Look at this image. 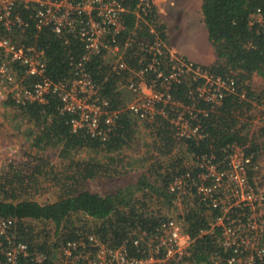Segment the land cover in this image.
<instances>
[{
	"label": "trees",
	"instance_id": "16d2710c",
	"mask_svg": "<svg viewBox=\"0 0 264 264\" xmlns=\"http://www.w3.org/2000/svg\"><path fill=\"white\" fill-rule=\"evenodd\" d=\"M136 3V0H129L124 17L126 28L120 41L130 42L125 48L124 62L139 69L147 63L139 42L152 34L148 24L137 18ZM258 7L264 9V0L202 2L203 20L217 56L212 64L203 66L211 73L233 77L237 91L245 90L246 98L229 94L221 106L213 108L211 103L197 96L196 82L190 75L176 83L172 89L174 97L185 103L196 102L198 107L207 110V115H200L204 128L201 139H181L167 119L157 117L153 123H144L152 138L144 140L142 154L134 156L128 152L138 123V118L126 109L132 94L125 83L131 75L128 69L115 70V56L107 52L86 63L111 109L120 111L114 129L106 137H93L84 130L75 132L71 124L74 116L62 112L58 95H50L45 102L19 104L26 124L31 125L25 138L30 139L31 148H35L33 160L48 166L39 162L9 164L0 174V214L15 218L19 240L47 254L44 264H57L51 256L52 251L63 242H78L83 236L88 244V234L93 233L112 246H118L127 239L129 231L141 227L151 232L168 220L179 222L195 239L189 264H215L216 261L227 264L226 257L233 254L232 250L225 252L216 235L198 236L219 211L204 202L196 190L183 201L184 210L179 211L181 207L168 184L175 176L188 171L195 175L200 168L194 162H201L205 154L214 153L217 159L221 158L222 147L232 142L250 144L247 151L252 156V164L248 167L251 178L259 172L260 161L264 158V124L253 132L251 126L256 108L264 104V88L254 89L252 78L258 75L264 79V33L250 23V14ZM150 14L147 19L168 46L167 25L158 18L154 6ZM23 15L26 14L23 12ZM28 21L26 32L17 33L16 38L27 44L37 43L45 50L47 74L52 79H71L73 61H78L84 53V43L73 34H58L51 27L37 30L33 20ZM171 64L168 53L164 54L162 68L167 70ZM13 101L8 99L10 103ZM54 149L58 160L51 163L48 158L50 150ZM84 151L88 156L82 155ZM137 166L145 167L146 171L134 186L131 185V190L124 188L103 194L90 189V181L102 174L112 171L120 175ZM40 178L57 186L58 196L53 201H39L29 194L30 188L40 183ZM76 220L81 224H76ZM21 264L35 263L22 259ZM256 264H264V258L257 259Z\"/></svg>",
	"mask_w": 264,
	"mask_h": 264
},
{
	"label": "built area",
	"instance_id": "2783aa9c",
	"mask_svg": "<svg viewBox=\"0 0 264 264\" xmlns=\"http://www.w3.org/2000/svg\"><path fill=\"white\" fill-rule=\"evenodd\" d=\"M136 2L137 18L148 24L153 37H142L139 42L147 60L139 69L124 62L125 48L130 42L120 41L126 28L124 17L129 0H0V96L14 97L24 104L45 102L50 95H58L62 112L74 116L71 124L75 132L84 130L90 136L104 138L114 129L120 111L111 109L86 63L107 52L115 56V70L128 69L131 75L125 83L132 94L126 105L128 111L147 123H153L157 117L167 119L181 139L203 138L200 115H207V110L196 102L185 103L174 97L175 84L190 75L196 82L197 96L213 108L221 106L229 94L236 93L245 99L246 91H237L233 77L211 73L203 64L171 51L147 19L153 7L151 0ZM29 19L37 30L51 27L58 34H73L84 43V53L73 61L71 79H52L47 74L45 50L37 43L27 44L16 38L17 33L26 32ZM250 23L264 33L262 7L250 14ZM167 53L172 64L165 70L161 57ZM150 73L155 76L148 78ZM263 105L256 108L260 115L264 114ZM260 115L253 119L252 132L261 126ZM249 146L228 143L222 147L221 158L217 159L214 153L205 154L201 162H194L200 168L195 175L188 171L168 184L179 205L196 190L204 202L219 211L198 236L216 235L225 252L232 250L233 254L226 257L227 264H256L257 259L264 258V189L250 176ZM18 233L15 218L0 214V264H21L22 259L44 264L47 254L31 249L27 242L17 238ZM84 240L81 236L78 242H63L51 256L57 264H189L195 241L176 220L163 221L151 232L137 227L118 246L93 233L88 234V244Z\"/></svg>",
	"mask_w": 264,
	"mask_h": 264
},
{
	"label": "rangeland",
	"instance_id": "374dc122",
	"mask_svg": "<svg viewBox=\"0 0 264 264\" xmlns=\"http://www.w3.org/2000/svg\"><path fill=\"white\" fill-rule=\"evenodd\" d=\"M175 3V11L169 13L171 18L167 22V41L171 45H175L178 50H183V48L189 49L195 54L198 53L200 55L202 49L208 50L205 49L203 45V41L207 40L208 29L203 20L202 12V16L198 15L196 12L197 1L175 0ZM171 22L174 23L173 26L170 25ZM169 47L170 50L172 49L173 51V48L171 46ZM212 47L213 45L210 42L209 49ZM180 50L178 52H181ZM252 84L254 89L262 90L264 88V79L255 75L252 78ZM10 98L12 101L14 100L13 103L8 102L9 98L6 99L4 96H0V161L4 159L7 167L9 164L24 165L25 163H28L32 165L34 162L39 161L37 159L33 160V157L35 156V148H31V140L25 138V133L29 132L28 128L31 125L28 126L26 124L25 117L23 116V112L16 99H14V97ZM261 111H264V109L261 108ZM259 115L260 112H257L256 118ZM260 116V125H262L264 124V114H261ZM144 123L145 122L138 119L134 139L131 142V146L128 148V152L134 156L142 154L144 140L152 138L150 130L146 129ZM253 125L251 126L252 129ZM50 151L51 155L48 158L49 162H56L58 160L57 151L55 149ZM4 153L5 156L2 157ZM82 155L88 156V153L84 151L82 152ZM41 164L44 166L47 165L45 162H42ZM2 166L3 164H0V174L7 170V168H2ZM259 167V172L254 176V179L260 183L261 187L264 189V158L260 161ZM28 169L30 170L31 168ZM145 171V167L138 166L130 171H123L120 175L110 171L111 173L102 174L101 177L99 176L90 181V189L93 191H99L103 194L116 193L124 188L131 190V185L134 186ZM56 187V185L44 178L40 180L38 185L30 188L29 194H32V196L39 201H53L58 196V188ZM184 205L185 204L182 201L179 205L181 207L179 211L184 210ZM76 224L81 223H78L76 220Z\"/></svg>",
	"mask_w": 264,
	"mask_h": 264
},
{
	"label": "crops",
	"instance_id": "0c3cea01",
	"mask_svg": "<svg viewBox=\"0 0 264 264\" xmlns=\"http://www.w3.org/2000/svg\"><path fill=\"white\" fill-rule=\"evenodd\" d=\"M196 1H197L196 12L198 15H201V12H202L201 8H202L203 0H196ZM151 2H152V5L154 6V8L156 10L158 18L167 25V22L171 18L169 13H171L172 11H175V9H174V5L176 4L175 0H151ZM170 25L173 26L174 23L171 22ZM167 33L168 32H166V35H167ZM209 41H210L209 40V34H207V40L203 41V43H204L203 45H204V48L208 49V50L202 49V53H200V55L198 53L195 54L192 50L184 49V48H183V50L179 49L182 53L178 52L179 50L177 49V47L175 45H171L170 43H168V44H169V46H171L173 48V52H176L178 54H182L186 58H189V59L196 61L200 64L210 65L217 59V56H216L214 47L209 49V44H210ZM171 51H172V49H171ZM4 156H5V153L3 154L2 157H4ZM0 164H3L2 168L7 167L6 161L4 159L0 161Z\"/></svg>",
	"mask_w": 264,
	"mask_h": 264
}]
</instances>
